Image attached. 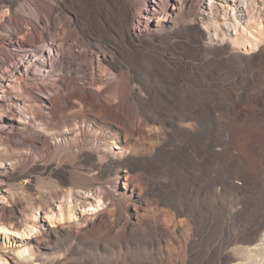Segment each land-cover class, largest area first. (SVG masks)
Instances as JSON below:
<instances>
[{
  "label": "rangeland",
  "instance_id": "obj_1",
  "mask_svg": "<svg viewBox=\"0 0 264 264\" xmlns=\"http://www.w3.org/2000/svg\"><path fill=\"white\" fill-rule=\"evenodd\" d=\"M242 1L262 29L206 0H0L7 264H264V7Z\"/></svg>",
  "mask_w": 264,
  "mask_h": 264
},
{
  "label": "bare ground",
  "instance_id": "obj_2",
  "mask_svg": "<svg viewBox=\"0 0 264 264\" xmlns=\"http://www.w3.org/2000/svg\"><path fill=\"white\" fill-rule=\"evenodd\" d=\"M189 1L191 2V0H186V3H189ZM207 1V7H210V8H212V7H216V6H220V7H222V8H225L227 11H231V13H232V17L231 18H233L234 19V21L236 22V24H231V18L230 17H224V19L221 21V22H217V24H218V26L219 27H222V29L224 28V27H227V26H234V29H238L237 28V24H240L239 23V20L241 21V20H243V16H245V15H249L248 17H250L249 18V20L248 21H246V25H251V26H247L248 28L249 27H254V28H257V29H259V28H261V26H262V24H261V21L259 20V17H256V16H251L250 14L254 11L251 7H249L248 5H245L244 4V2L242 1V0H206ZM262 1V0H261ZM260 1V4H258L259 5V7H264V1H262L261 2ZM257 5V4H256ZM172 7H174V5L172 4L171 5ZM224 6V7H223ZM173 10H174V8H173ZM150 10H148V12H149ZM250 11H251V13H250ZM226 12V11H225ZM230 13V12H229ZM228 13V14H229ZM227 14V15H228ZM212 18V17H211ZM213 19V18H212ZM239 19V20H238ZM247 19V18H246ZM238 20V21H237ZM242 24V23H241ZM138 25V24H137ZM256 25V26H255ZM240 26V25H239ZM243 26V25H242ZM229 28V27H228ZM241 28V27H240ZM250 29V28H249ZM248 29V30H249ZM262 29V28H261ZM224 30V29H223ZM256 31V30H255ZM139 27L138 26H135L134 28H132V29H130V31H129V38L132 40V41H136L138 38H139V36H140V34H139ZM252 32V31H251ZM259 32H261V30L259 31ZM250 33V32H249ZM251 34V33H250ZM264 35V34H263ZM249 36V35H248ZM260 37V36H259ZM248 38H251V39H253L252 41H250L249 39H247L246 41H245V43H247V46L248 45H253V46H257L258 44H260V40L257 38L256 39V37H254V36H252V35H250V37H248ZM261 38V37H260ZM244 43V42H243ZM50 48H49V51L47 52V55H46V58L48 59V60H52V58L54 57L53 55H52V52L53 51H55V49H56V52L57 53H59V50H58V48L54 45V44H52L51 46H49ZM53 56V57H52ZM62 59H64V58H62ZM62 65V64H61ZM93 70H95V67H93ZM20 72V71H19ZM9 85H11V84H9V81H7V80H5V79H1L0 78V97H1V95L2 94H6V92H7V88H9ZM80 87L79 86H75L74 87V90H75V92H77L78 91V89H79ZM73 90V91H74ZM97 97H98V95H97ZM68 98V97H67ZM52 104V103H51ZM53 105V104H52ZM44 130L45 131H49V129H48V126H45L44 127ZM82 131H84V130H82ZM64 132H69L68 130H65ZM80 136V135H79ZM73 140V139H72ZM76 144V143H75ZM117 147V146H116ZM115 147V148H116ZM117 149H119V150H122V149H120V148H117ZM6 193H3L1 190H0V235H4V237H7V235H8V237H9V234H12L11 232H13L14 231V229H13V225H8V224H6L4 221H3V219H2V217H1V210L3 209V203H4V201H6V195H5ZM49 212V211H48ZM40 216V215H39ZM17 231V230H16ZM25 253V249L24 250H19V251H16L15 252V254H14V256L17 258V257H19V256H21V255H23ZM30 258H31V255L29 254V256L26 258H24L26 261H29L30 260ZM10 260H11V262H12V264H16V261H15V258L13 259V258H10ZM17 260H18V258H17ZM19 263V262H18ZM0 264H7V259L6 258H3V256H0Z\"/></svg>",
  "mask_w": 264,
  "mask_h": 264
}]
</instances>
